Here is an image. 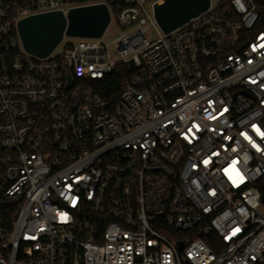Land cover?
Returning a JSON list of instances; mask_svg holds the SVG:
<instances>
[{
	"label": "built area",
	"instance_id": "1",
	"mask_svg": "<svg viewBox=\"0 0 264 264\" xmlns=\"http://www.w3.org/2000/svg\"><path fill=\"white\" fill-rule=\"evenodd\" d=\"M162 2L0 0V264H264V0L169 34ZM93 5L100 38L25 51L21 20Z\"/></svg>",
	"mask_w": 264,
	"mask_h": 264
},
{
	"label": "water",
	"instance_id": "2",
	"mask_svg": "<svg viewBox=\"0 0 264 264\" xmlns=\"http://www.w3.org/2000/svg\"><path fill=\"white\" fill-rule=\"evenodd\" d=\"M211 0H163L154 6L157 24L164 34L185 25L210 7ZM110 23L105 5L71 9L66 15L51 12L23 19L18 32L26 52L39 58L48 57L64 36L100 38ZM72 84V81H69ZM183 243H179V249Z\"/></svg>",
	"mask_w": 264,
	"mask_h": 264
},
{
	"label": "trees",
	"instance_id": "3",
	"mask_svg": "<svg viewBox=\"0 0 264 264\" xmlns=\"http://www.w3.org/2000/svg\"><path fill=\"white\" fill-rule=\"evenodd\" d=\"M262 10L264 11V7H262ZM134 71L135 69L132 65L118 66L113 73L103 80L93 82L92 86L95 92L98 93L104 101L109 102L111 105H115L125 87V80L128 79ZM207 243L212 247L210 242L207 241Z\"/></svg>",
	"mask_w": 264,
	"mask_h": 264
},
{
	"label": "rangeland",
	"instance_id": "4",
	"mask_svg": "<svg viewBox=\"0 0 264 264\" xmlns=\"http://www.w3.org/2000/svg\"><path fill=\"white\" fill-rule=\"evenodd\" d=\"M217 0H214V4L216 5ZM121 33V29L117 26L116 22L114 21L111 24V27L109 29L108 36L106 37V41L108 43L112 42L114 39H116L119 34ZM146 37L149 41H155L158 38L157 32L155 31L154 28H150L148 32L146 33ZM76 39H70V38H65L62 43L58 46V48L55 51V55H58L61 53V51L64 49L65 45L70 42V41H75Z\"/></svg>",
	"mask_w": 264,
	"mask_h": 264
}]
</instances>
